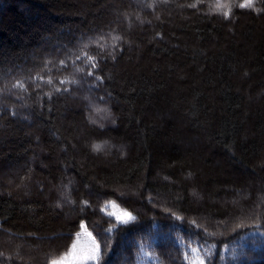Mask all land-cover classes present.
Segmentation results:
<instances>
[{"label": "trees", "instance_id": "obj_1", "mask_svg": "<svg viewBox=\"0 0 264 264\" xmlns=\"http://www.w3.org/2000/svg\"><path fill=\"white\" fill-rule=\"evenodd\" d=\"M0 264H264V0H0Z\"/></svg>", "mask_w": 264, "mask_h": 264}, {"label": "rangeland", "instance_id": "obj_2", "mask_svg": "<svg viewBox=\"0 0 264 264\" xmlns=\"http://www.w3.org/2000/svg\"><path fill=\"white\" fill-rule=\"evenodd\" d=\"M97 107L93 106V113L98 112L99 110L102 109L101 107L100 108ZM132 193L136 194L133 191ZM192 193L194 194V196L196 195L195 192ZM106 211L109 214L113 215L118 223L119 222L122 223L125 220H127L128 217H130V215L127 212L120 210L118 206L113 202H109L106 204ZM97 254H98V249L95 245V239L92 236V233L84 225H82V229L76 237V241L73 247V253H71V257H75L76 259H79V263H82L84 261V257H92V260L93 259L95 260Z\"/></svg>", "mask_w": 264, "mask_h": 264}]
</instances>
